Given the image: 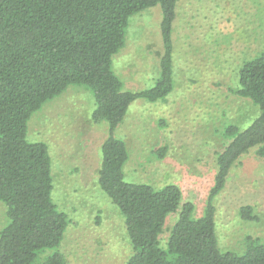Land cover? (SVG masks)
Listing matches in <instances>:
<instances>
[{
  "label": "trees",
  "instance_id": "obj_1",
  "mask_svg": "<svg viewBox=\"0 0 264 264\" xmlns=\"http://www.w3.org/2000/svg\"><path fill=\"white\" fill-rule=\"evenodd\" d=\"M179 0H0V264H67L57 249L70 225L53 199L48 145L28 139L32 115L70 86L91 91L92 121L108 124L98 184L122 214L132 247L125 264H264V239L241 252L220 247L214 200L233 165L252 148L264 156V49L239 69L238 94L259 114L246 128L233 122L224 131L217 172L204 213L195 215L175 184L155 187L126 181V143L115 137L136 100L156 102L173 89V27ZM159 6L164 53L155 87L124 89L113 58L126 43V29L144 11ZM136 16V17H135ZM134 17V18H133ZM133 18V19H132ZM134 25V24H133ZM163 156V154H159ZM244 218L251 209L242 210ZM178 215L165 248L161 235Z\"/></svg>",
  "mask_w": 264,
  "mask_h": 264
},
{
  "label": "rangeland",
  "instance_id": "obj_2",
  "mask_svg": "<svg viewBox=\"0 0 264 264\" xmlns=\"http://www.w3.org/2000/svg\"><path fill=\"white\" fill-rule=\"evenodd\" d=\"M161 21L156 6L129 23L125 51L113 58L125 90L155 87L164 53ZM172 36V92L154 103H132L115 137L128 148L126 181L158 188L175 184L200 216L214 184L217 153L225 146L224 131L240 121L246 128L259 114L238 94V75L243 62L264 49V0H179ZM94 108L90 90L70 86L28 122V139L48 145L53 199L70 219L60 246L48 253L58 251L67 264H125L132 247L124 218L98 184L108 124L92 121ZM258 150L233 165L214 200L223 250L241 252L250 240L264 239V156ZM245 207L249 218L242 216ZM5 212L0 202V229ZM177 219L166 222L163 248Z\"/></svg>",
  "mask_w": 264,
  "mask_h": 264
},
{
  "label": "crops",
  "instance_id": "obj_3",
  "mask_svg": "<svg viewBox=\"0 0 264 264\" xmlns=\"http://www.w3.org/2000/svg\"><path fill=\"white\" fill-rule=\"evenodd\" d=\"M124 51H125V47H124L123 51L120 53V55L118 56V58L124 53Z\"/></svg>",
  "mask_w": 264,
  "mask_h": 264
}]
</instances>
